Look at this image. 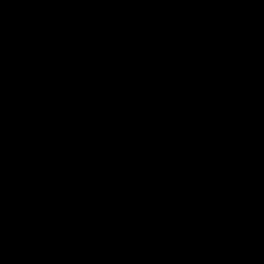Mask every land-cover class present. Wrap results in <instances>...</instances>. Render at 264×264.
Listing matches in <instances>:
<instances>
[{
    "label": "water",
    "instance_id": "obj_1",
    "mask_svg": "<svg viewBox=\"0 0 264 264\" xmlns=\"http://www.w3.org/2000/svg\"><path fill=\"white\" fill-rule=\"evenodd\" d=\"M0 264H264V0H0Z\"/></svg>",
    "mask_w": 264,
    "mask_h": 264
}]
</instances>
